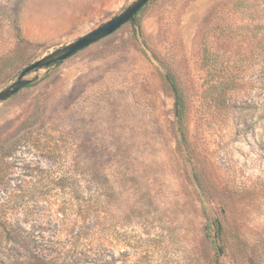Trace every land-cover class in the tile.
I'll list each match as a JSON object with an SVG mask.
<instances>
[{
    "label": "rangeland",
    "instance_id": "obj_1",
    "mask_svg": "<svg viewBox=\"0 0 264 264\" xmlns=\"http://www.w3.org/2000/svg\"><path fill=\"white\" fill-rule=\"evenodd\" d=\"M134 1L0 0V92ZM26 78L0 103V217L75 235L81 200L61 188L85 173L113 264H264V0H151Z\"/></svg>",
    "mask_w": 264,
    "mask_h": 264
},
{
    "label": "trees",
    "instance_id": "obj_2",
    "mask_svg": "<svg viewBox=\"0 0 264 264\" xmlns=\"http://www.w3.org/2000/svg\"><path fill=\"white\" fill-rule=\"evenodd\" d=\"M61 63L63 62L55 65H60ZM168 76L174 83L177 95L176 116L179 122V131L183 140H185L183 119L186 102L182 91L175 82V77L170 72H168ZM228 85L230 84H227V82L220 84L219 87H222V89L217 91L218 100L222 101L223 104L226 102L225 97L228 91L233 90L235 87L233 84ZM9 168L10 164L0 163V175H2V178L7 176ZM85 175V173H81V186L79 185V178L74 176L68 178L74 181V184L70 186L62 184L61 188L71 195L72 200H81L80 230L75 235L70 233L64 235L60 232L47 235L43 229L44 222L34 220L31 228L27 229L21 224H13L7 216L0 217V236L3 239V244H1L3 246L0 245V247H5L3 252H0V255H2L0 264H56V262L59 264H113L112 249L109 248L112 245L110 235L101 234L97 227L99 217H96V215L100 212L101 203L95 200L100 199L94 190L89 189L90 192L84 191L83 177ZM76 179L79 181H76ZM92 179L91 182L94 183L92 185L94 187L96 183L94 182V177ZM214 223L218 236L222 237L221 224L218 220H215ZM207 230L212 231V227L207 226ZM216 259H219V253H216Z\"/></svg>",
    "mask_w": 264,
    "mask_h": 264
},
{
    "label": "water",
    "instance_id": "obj_3",
    "mask_svg": "<svg viewBox=\"0 0 264 264\" xmlns=\"http://www.w3.org/2000/svg\"><path fill=\"white\" fill-rule=\"evenodd\" d=\"M150 1L151 0L134 1L123 13L116 16L109 22L103 24L89 34L79 38L74 43L56 50L52 54L25 68L20 74L19 78L11 86L0 92V103L10 99L14 95L18 94L21 90L28 87L32 83V80H29L26 77L31 73L39 71L41 69L49 68L57 63L63 62L75 56L79 52L89 48L93 44L101 41L102 39L112 35L125 24L129 22H136L138 13ZM212 227L214 230L216 242H218V234L215 224H212ZM218 251L222 256L223 252L220 246H218Z\"/></svg>",
    "mask_w": 264,
    "mask_h": 264
}]
</instances>
